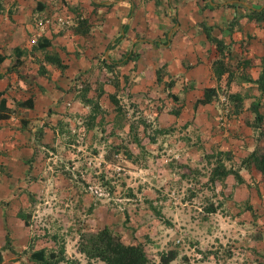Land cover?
<instances>
[{
	"label": "crops",
	"instance_id": "0c3cea01",
	"mask_svg": "<svg viewBox=\"0 0 264 264\" xmlns=\"http://www.w3.org/2000/svg\"><path fill=\"white\" fill-rule=\"evenodd\" d=\"M206 34L219 40L221 54ZM219 55L232 70L227 91L238 93L241 104H205L192 123L199 119L208 148L226 153L223 165L239 175L240 181L232 174L218 181L219 208L253 230L261 258L264 182L242 159L264 131L253 124L251 107L264 115L256 86L264 72V0H0V264H39L32 253L49 250L38 240L34 245L17 213L33 207L28 197L50 190L45 152L55 157L52 146L65 145L67 126L75 129L87 112L76 90L83 80L104 81L100 98L112 92L116 73L136 81L161 73L212 86L211 62Z\"/></svg>",
	"mask_w": 264,
	"mask_h": 264
},
{
	"label": "rangeland",
	"instance_id": "374dc122",
	"mask_svg": "<svg viewBox=\"0 0 264 264\" xmlns=\"http://www.w3.org/2000/svg\"><path fill=\"white\" fill-rule=\"evenodd\" d=\"M164 76L145 72L136 81L114 74L108 94L116 105L96 97L105 93L104 81L83 80L76 89L96 100L98 110L88 116L93 101L84 103L87 112L75 129L67 126L66 144L52 146L55 157L45 152L50 190L27 195L34 245L55 250L60 264H103L76 249L80 231L102 226L124 243H140L146 264H161L159 256L170 249L176 257L168 264H264L251 241L253 230L219 208L223 193L217 181L208 180L226 158L208 148L199 119L192 123L203 106L193 103L209 81ZM213 85L217 92L210 104H224L231 84ZM263 132L258 129L253 151L261 149ZM210 203L217 205L213 213L206 212Z\"/></svg>",
	"mask_w": 264,
	"mask_h": 264
},
{
	"label": "trees",
	"instance_id": "16d2710c",
	"mask_svg": "<svg viewBox=\"0 0 264 264\" xmlns=\"http://www.w3.org/2000/svg\"><path fill=\"white\" fill-rule=\"evenodd\" d=\"M260 16H256V20H260ZM79 24L84 23L83 21H79ZM78 27V26H77ZM76 27V28H77ZM124 30V28H123ZM206 37L209 40H212L215 44L216 51L221 54L219 40L217 38L211 37L210 35L206 34ZM44 60L55 63L59 65L60 60L54 55H45ZM211 71L214 77V81L216 84L221 83L224 87L228 86L232 81V73L228 65H226L222 61V57L214 59L211 62ZM225 72V73H224ZM221 80V81H220ZM220 81V82H219ZM214 83V84H215ZM115 84L113 83V86ZM207 86L204 87L201 93V96L195 99V104H210L212 101V97L215 96L217 92V87ZM256 86L259 91V97H264V72L258 76L256 79ZM101 91L96 94V97L101 96ZM80 99L86 104L87 102H92L91 104L93 107L89 109L88 116H93L98 110V106L96 100L91 98H86L84 95V91L80 93ZM229 100H225V105H231L233 107H238L241 104L242 97L239 96L238 93L229 92L227 93ZM109 101L116 105V101L114 99V95L108 94ZM85 104V105H86ZM257 105V104H256ZM252 110L254 111V125H258L264 128V115L257 114L255 107L251 106ZM237 108V109H238ZM92 111V112H91ZM95 111V112H94ZM264 133V132H263ZM220 152V151H218ZM226 154V153H225ZM242 162H250L253 164L254 168L259 172L262 181L264 182V141L259 151H252L248 154ZM232 174L237 181H240V177L235 170L230 168L226 169L223 165L222 161L220 164L213 166L211 170V174L208 177L209 181H220L226 175ZM217 205H211V203L206 207V212L213 213L216 211ZM26 212H18L17 216L22 218L25 225L29 224V215ZM158 214V213H157ZM76 249L77 252L81 253L86 259H97L101 261L103 264H146L147 257L144 252V249L140 243H124L120 240L119 236L112 233L106 226H102L94 231L91 230H82L77 234V241H76ZM176 257V252L172 249L166 251L165 254H161L159 256V262L161 264H168L171 260ZM31 259L38 262L39 264H60V260H57V252L55 250H45L44 248H40L35 250L32 253Z\"/></svg>",
	"mask_w": 264,
	"mask_h": 264
}]
</instances>
